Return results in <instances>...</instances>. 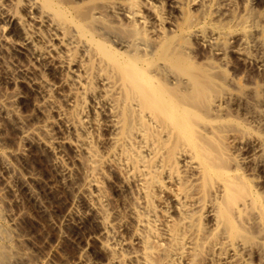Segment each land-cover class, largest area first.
Returning a JSON list of instances; mask_svg holds the SVG:
<instances>
[{"label":"bare ground","instance_id":"1","mask_svg":"<svg viewBox=\"0 0 264 264\" xmlns=\"http://www.w3.org/2000/svg\"><path fill=\"white\" fill-rule=\"evenodd\" d=\"M161 1L170 12L169 16L156 15L155 9L158 7L156 0H142L140 7L143 11L134 4L124 2L114 4V1H108L104 5L99 3L88 6L86 14H79L74 21L67 22V25L62 23L63 19L60 22L56 15L47 9L48 3L44 7L46 0L45 3L42 0H25L27 18L19 16L0 3V52L3 53L8 46L11 52L8 60L11 76L7 74V81L31 91L42 101L37 103L35 108L38 113L47 117L49 124L41 127V131L47 135L46 139L40 138L35 131L26 132L25 139L32 144L43 146L54 155L53 165L58 175L64 179H69L74 173L72 165L77 161L76 156L92 155L87 135L91 129L101 132L107 148L109 146L115 148L109 153L105 163L116 165L124 174L126 181L132 180L137 186L143 185L150 171L154 172L160 168L164 175V180L156 182L160 192L164 189L170 190V186L178 185L182 181L194 185L200 176L201 179L208 176L218 178V189L224 191L226 195L224 201L219 202L217 196L203 201L198 193L196 196L175 192L168 201L161 202L159 209L142 206L136 202L131 206L134 227L128 229L125 224H114V218L108 209L109 202L99 193L101 190L99 176L94 174L95 172H88L85 181L76 190V208L72 210L70 216L77 218L78 222L95 218L100 223L103 244L112 252L109 264H122L119 255H123L127 261L155 264L150 259L148 247L139 250L135 245L154 242L162 247L167 241L169 244L172 243L171 255L164 264H172L174 259L190 262L194 256L196 259L200 254L201 258L197 264H264V221L261 217L264 211L260 212L264 209V189L261 195L250 194L252 202H248L249 199L242 201L237 194L239 192L242 194L241 189L238 192V189H235L237 184H232L233 180H230L232 177L234 179L243 175V166H249L253 175H256L257 180L254 181L264 187V100L262 96L255 94V91L258 93L260 89L247 88L241 92L242 94L239 90H230L215 101L214 111L217 114H226V111L231 110L227 107H233L236 112L237 109L238 112L249 109L252 113L251 121L257 125V131H250V134L234 139L233 152L236 161L234 166L227 169L222 163H217V150L215 152L213 146L205 145L196 134L197 124H193V117L200 108H197V102L201 94L206 93L201 91L206 85H202V76L198 75L200 77L196 79L194 86L197 91L192 90L191 95L188 78L178 74L177 69H174L183 65L185 60L188 61V57L185 59V56L181 55L190 47H186L185 43L180 41L170 43L168 53L172 51L173 55L170 57L167 53L169 59L157 60L153 67L144 68L140 66V60L154 52L155 44L141 37L131 40L115 39L114 32L109 30V23L106 25L108 20L114 23V17L127 19L133 25L140 24L145 27L155 36H162L171 30L175 23L173 17L182 14L186 6L193 16L196 11L199 14L196 19V16L192 17L194 19L185 33V38L195 40L196 50L208 49L220 66L230 65L232 57L233 62L250 65V72H255L264 68V58L259 55L262 52L261 47L264 49V26L262 27L264 18L261 19L260 13H250L238 21L234 15H230L235 0ZM238 1L241 4L251 3V0ZM61 2L64 4V0ZM68 2L69 0H66L65 3ZM56 5L59 6L57 3ZM52 8L54 9V6ZM56 9L55 13H59V8ZM202 10L206 13H202ZM204 18L207 21V29L201 26V19ZM104 19L107 20L105 23ZM89 21L93 22L90 28L94 29L95 34H103L104 39L112 45L114 43L121 54L127 56L121 67H127L126 85L133 93L130 91V95L126 96L127 99L123 98L122 103L128 104L130 110H134L140 120L149 121L154 126L159 122L172 125V131L177 134V138L186 140L177 151L175 168L163 166L158 156L159 151L154 143L149 142L142 127L133 128L126 137L120 136L124 118L121 116L120 104L116 97L119 87L113 84L109 77L96 73L94 79L98 81L99 89L90 86L92 76L83 59L88 52L89 44L85 38L78 35L77 28L80 22L89 28ZM255 42L260 46L254 47ZM253 48L256 49L257 56L247 53L248 49ZM76 50L80 55H75ZM108 50L107 54L105 53L106 64H109L108 60L114 62V50ZM102 51L99 50L101 54ZM96 55L100 56L99 53ZM232 68L235 72L239 71L234 64ZM112 69L114 70L113 67H109V71ZM64 84L71 95H62L58 92ZM252 93L254 102L249 104L246 98ZM15 97L22 102L25 100L19 93ZM57 97L62 99V105L56 103ZM73 98L78 102L79 113L78 116L70 118L67 110L69 105H73ZM3 109L4 105L0 103V111ZM46 111L48 114H45ZM225 128L218 130L227 134L231 132ZM166 134L169 137L168 133ZM66 149L69 157L64 163ZM152 155L156 163L148 166V158ZM133 158L136 160L134 165L130 162ZM98 166L99 163L94 161L93 171H96ZM79 208H85V211ZM174 217L179 219L183 227L176 234L169 225ZM202 221L207 223L208 229L204 235L199 236L196 228ZM226 221L231 225L230 228L227 227ZM247 238H251L252 241L249 242ZM118 253L119 255L114 256Z\"/></svg>","mask_w":264,"mask_h":264},{"label":"rangeland","instance_id":"2","mask_svg":"<svg viewBox=\"0 0 264 264\" xmlns=\"http://www.w3.org/2000/svg\"><path fill=\"white\" fill-rule=\"evenodd\" d=\"M42 1L45 3V0ZM49 1L46 0L44 7L48 3V8H46L56 15L60 22L63 19L62 23L64 22V25L74 21L79 14H86L88 6L98 5L99 3L104 5L108 1H114V4L120 2L134 4L136 8L143 11L142 7H140L142 0H69L68 4L65 3L66 0H64V4L61 2L63 0ZM0 3L6 5L8 9L16 12L19 16L26 17L25 0H0ZM50 4L54 6V9ZM156 5L158 6L155 9L156 15L158 14L163 17L170 15L164 2L156 0ZM55 8H59L60 12L58 10L59 13H55ZM250 13H260L259 16L263 19L264 0H251L250 4H241L238 0H235V5L230 9V15H234L238 21H241ZM194 16H196L195 19L199 16L197 11L194 12ZM194 16L185 6L182 14L173 17L175 23L171 27V30L162 36H155L148 32L145 27L140 24L133 25L127 19H117L114 17V23L109 22L107 18L108 21L104 19L103 22L107 21L106 25L109 23V30L114 32L115 39L124 38L131 40L141 37L155 44L154 52L148 57L143 56L140 60V66L144 68L153 67L157 60L169 59L173 55L172 51L168 53V44L170 43L180 41L185 43L186 47H190V49L184 51L185 54L181 55V57L185 56V59L188 57V61L184 59L186 61L183 60L184 66L181 65L174 69H177L178 74L188 78L191 88L190 92H188L191 95L193 94L192 90L193 92L197 91L194 87L196 79L202 76V85L206 84L207 88L205 86L203 88L205 87L206 89L201 88L202 93H206L200 96L199 100L202 102L200 103L199 100L197 102V108H200L193 117V124H197L196 134L204 141L205 145L209 144L208 146H213L215 152L217 150V163L219 164L220 162L223 166L225 165V168L229 169L235 165L236 161L235 153L233 152L234 139L242 138L250 134V131H257V125L252 123V113L249 109L244 112H238L237 109L236 112L233 107H227V109L231 110L226 111V114H217L214 111L215 101L223 97L230 90H239L241 93L245 89L253 87L260 89L259 92L261 93L255 91V94H259L264 100V91L262 92L264 90V68L261 70L257 69L259 72H250V65H245L243 62H233L231 57L230 60L239 70L235 72L232 68V63L230 65H218L208 49L196 50L194 47L195 40L185 38L186 29L190 26L191 20L194 19L192 17ZM91 23L93 22H90L89 28H87L88 26L85 27L86 25L83 22L78 23L77 26L78 35L85 38L89 44L88 52L84 57L82 53L81 57H83L84 63L92 76L90 86L96 90L99 89L98 81L94 79L96 73H102L109 77L111 82L119 87L116 97L120 104L121 116L124 118V120L122 119L123 126L120 136L126 137L130 135V131L133 128L142 127L149 142L154 143L159 151L158 156L163 166L175 168L177 165V151L186 140H179L177 138V134L172 131V125H164L159 122L157 126H154L149 121L140 120L136 112L130 110L128 104L122 103L123 98L127 99L130 93H133L132 89L130 92L126 85L127 67H121V63L125 62L127 56L124 57L114 43L112 45L108 40L104 39L103 34H100L101 36L95 34L94 29H91ZM72 25H75V23H72ZM201 26L207 29L205 18L201 19ZM256 42L259 43V41ZM256 42L253 43L254 47H256L255 45L260 46ZM107 48L114 50V62L108 60L109 64L104 62V60H107L105 56H107L106 54L109 51ZM103 49L104 51H102ZM261 49L262 52L259 55L264 58V49L262 47ZM106 50L108 51L106 52ZM248 52L256 56L258 55L255 48L252 50L248 49ZM96 53H99L100 56H97ZM167 53L170 54V57H167ZM75 55H80L78 50H76ZM10 57L11 52L8 46L3 53L0 52V103L4 105V109L0 111L1 264H109L112 252L103 244L104 240L101 235L100 223L95 218L94 220L90 218L78 222L77 218L70 216L72 210L76 208V190L85 181L88 172L98 174L102 190L99 193L109 202L108 209L114 218V224H125L128 229L134 227V215L131 213V206L136 202L142 206L145 205L159 209L161 202L168 201L170 196L173 193L175 194V192H183L189 195L196 194V196L198 193L203 201L218 197L220 202L226 198L224 191L221 192L218 189V178L215 179L212 176L204 179L203 177L201 179L200 176V179L194 185H191L188 181H182L178 185L170 186V190L164 189L161 192L157 188L156 182L164 180L162 168L154 172L150 171L142 186H137L132 180L126 181L124 174L116 165L112 166L105 163L110 155L109 153L115 148L113 146L107 148L105 137L101 132L94 129L89 130L87 134L90 140L92 155L89 157L82 154L76 156L77 161L72 165L74 169L72 176L69 179L60 177L53 165L54 155L43 146L37 143L32 144L25 139L26 132L32 131L37 132L40 138L46 139L47 135L41 131V127L49 124L46 120L47 117L38 113L35 108V105L42 101L37 99V96L31 91L21 88L16 83L7 81V74L10 72L8 68ZM109 67H113L114 70L109 71ZM195 72L196 75H194ZM188 74H191L192 77ZM199 74L200 76H198ZM9 75L11 76L10 73ZM45 77L49 79L48 76ZM58 92L62 95H71L65 84L58 89ZM17 93L24 96L25 100L23 102L15 97ZM253 93L252 95L249 94L246 98L249 104L254 102ZM73 101V105H69L67 110V115L70 118L78 116L79 113L78 102L75 98H73ZM56 103L62 105V99L57 97ZM45 114H48V112L46 111ZM159 119L162 121L160 117ZM205 127L207 130H203ZM223 128L230 129L231 132L227 134L225 131H219L223 130ZM166 133H168L169 137L166 136ZM65 152L67 154L64 158V163L67 162L66 159L69 157L67 149ZM94 161L99 163L96 171L92 169ZM130 162L136 164L134 158L130 159ZM147 163L148 166L155 165L156 160L153 158V155L148 158ZM243 169L244 174L241 176L245 179L237 176L234 178L235 180L233 177L230 180H233L231 181L233 182L232 184H237L236 187L240 186L239 188L235 187V189H238V192L241 189V193L243 194H241L242 197L240 192L237 193L239 198L242 201L249 199L248 202H252L250 194L261 195L264 187L254 181L256 175H253L252 169L249 166H243ZM252 182L254 183L253 185ZM237 200L239 201V199ZM79 209L83 212L85 211V208ZM262 211L264 209L260 212ZM261 217L264 221V212L261 213ZM206 224L202 221V224L196 228L199 236L207 232L208 227H206ZM169 225L174 234L180 228L183 229L177 217H174ZM226 225L229 228L231 227L227 221ZM199 226L200 230L198 231ZM212 237L214 238L215 236L212 235ZM247 240L249 242L252 241L251 238H247ZM164 244L166 245H162L161 247L157 246L154 242L146 245L140 243L135 245V248L144 250L145 247H148L150 259L155 264H164V262L168 261L169 255H171L170 246L172 243L169 244V241H167ZM115 255H119V253ZM119 256H121L120 260L122 264H139L135 261H127L123 255ZM199 258H201V254L196 259L194 256L190 262L174 259L172 264H197Z\"/></svg>","mask_w":264,"mask_h":264}]
</instances>
